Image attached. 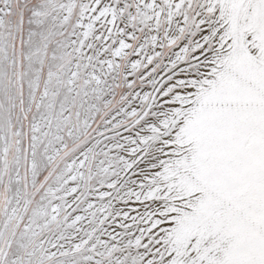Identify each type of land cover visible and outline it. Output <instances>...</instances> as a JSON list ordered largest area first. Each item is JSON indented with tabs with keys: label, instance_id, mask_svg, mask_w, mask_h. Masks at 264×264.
Masks as SVG:
<instances>
[{
	"label": "snow or ice",
	"instance_id": "1",
	"mask_svg": "<svg viewBox=\"0 0 264 264\" xmlns=\"http://www.w3.org/2000/svg\"><path fill=\"white\" fill-rule=\"evenodd\" d=\"M0 264H264V0H0Z\"/></svg>",
	"mask_w": 264,
	"mask_h": 264
}]
</instances>
